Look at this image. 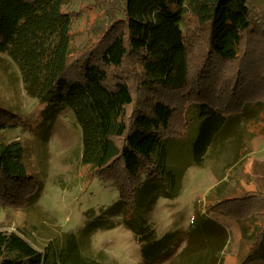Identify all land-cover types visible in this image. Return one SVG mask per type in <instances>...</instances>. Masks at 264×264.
Returning <instances> with one entry per match:
<instances>
[{
  "label": "trees",
  "instance_id": "trees-1",
  "mask_svg": "<svg viewBox=\"0 0 264 264\" xmlns=\"http://www.w3.org/2000/svg\"><path fill=\"white\" fill-rule=\"evenodd\" d=\"M66 3L0 0V52L18 69L25 95L46 106L43 113L71 112L81 132V164L90 178L116 189L109 213L122 215L133 233H149L153 203L180 194L188 167H206L207 156L229 146L237 160L246 155L252 136L247 126L264 106L199 100L175 131L173 108L160 100L145 105V95L185 87L195 40L188 35L187 18L205 44L193 67L197 84L215 74L217 62L235 65L238 83L248 84L263 71L264 13L250 0H112L110 22L99 38L74 49ZM23 123L21 115L0 107V206L26 205L30 212L42 182L28 171L22 144L5 137ZM252 195L236 199L228 216L239 226L253 225L248 257H256L264 243V194ZM223 200L228 198H217L218 207ZM91 230L87 224L78 235L52 232L41 252L17 233L0 231V264H106L90 251ZM173 236L146 246L144 257L169 247ZM227 240L223 226L196 212L175 264H219Z\"/></svg>",
  "mask_w": 264,
  "mask_h": 264
},
{
  "label": "rangeland",
  "instance_id": "rangeland-1",
  "mask_svg": "<svg viewBox=\"0 0 264 264\" xmlns=\"http://www.w3.org/2000/svg\"><path fill=\"white\" fill-rule=\"evenodd\" d=\"M111 1L67 0L64 10L72 18L74 49L99 38L110 22L107 7ZM250 2L264 13V0ZM187 24L190 26L188 35L195 40L188 53L192 67L185 87L147 94L143 100L145 105L160 100L171 106L172 130L175 131L182 129L186 109L199 100L211 99L219 106V102H224L220 99H227L239 108L246 101L260 102L264 106L263 63V71L260 75L255 73L248 84L238 83L235 65L218 62L215 74L205 82H202L204 76L199 78L202 84H197L199 76L193 67L205 52V44L202 37L194 35L191 18H187ZM230 104L228 109H231ZM0 107L24 119L22 128L8 131L5 137L22 144L28 171L42 182L39 198L33 204L35 210L28 212L26 205L0 206V231L17 233L41 252L52 232L78 235L88 224L93 226L90 251L106 264H175L186 245L189 223L195 213L200 212L227 231L228 240L219 264H264V243L256 257L247 256L254 240L253 225L245 222L239 226L228 217L235 211L236 199L264 194V108L259 118L247 126L252 136L246 144V155L237 160L229 146L218 155L207 156L206 167H188L180 194L175 198H157L148 216L151 232L137 235L125 225L122 215L109 213L118 198L113 184L98 177L90 178L87 167L81 164V132L71 112L62 109L47 115L43 113L46 106L25 95L18 69L1 52ZM221 196H226L229 202L223 200L218 207L220 202L216 200ZM169 233H174L169 247L146 259L142 250Z\"/></svg>",
  "mask_w": 264,
  "mask_h": 264
}]
</instances>
